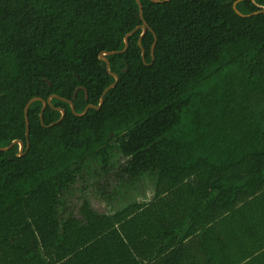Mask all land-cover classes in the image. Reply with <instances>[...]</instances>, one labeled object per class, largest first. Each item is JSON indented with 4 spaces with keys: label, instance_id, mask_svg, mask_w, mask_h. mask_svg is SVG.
Masks as SVG:
<instances>
[{
    "label": "trees",
    "instance_id": "obj_1",
    "mask_svg": "<svg viewBox=\"0 0 264 264\" xmlns=\"http://www.w3.org/2000/svg\"><path fill=\"white\" fill-rule=\"evenodd\" d=\"M236 1L140 0L153 32L141 39L144 61L138 29L124 53L106 57L119 81L98 110L77 117L53 98L43 127L42 103L29 106L27 151H0V264H127L130 211L100 215L76 186L91 182L110 203L143 179L154 182L157 206L193 192L182 215L165 210L180 223H162V237H187L194 222L227 215L232 237L253 247V264L264 258V14L240 17ZM262 6L241 0L236 9ZM141 24L135 0H0V148L15 140L26 148L33 98L58 96L77 114L99 106L114 83L100 53L122 51ZM79 87L87 98L83 89L73 98ZM57 108L65 116L50 126Z\"/></svg>",
    "mask_w": 264,
    "mask_h": 264
},
{
    "label": "crops",
    "instance_id": "obj_2",
    "mask_svg": "<svg viewBox=\"0 0 264 264\" xmlns=\"http://www.w3.org/2000/svg\"><path fill=\"white\" fill-rule=\"evenodd\" d=\"M192 194L193 192L179 191L178 194L176 193L177 202L168 201L169 205L165 203L163 206H157L154 205L157 202L154 182L143 179L135 187L122 191L116 200L104 203L107 205L103 211H96L91 204L90 207L100 215L114 216L117 211L125 208L130 211L127 220L130 221L129 230L133 235L128 239L127 264H253V255L248 256L253 247L232 237L231 222L227 219V215L221 220L208 222L203 226L194 222L190 225L191 232L187 237L183 235L189 231L184 230L178 236H174L169 231L168 236L162 237L164 232L158 230V227L166 221L170 222L167 224L169 225L179 219L173 215L164 214V212L168 213L165 210L177 207L181 211L179 215H182V210L188 208L182 198L191 197ZM166 196L164 194L160 199ZM179 200L184 203L180 204ZM215 209L212 210L215 211ZM157 211L160 216L156 215ZM141 214H143L142 218H140ZM132 218L134 221H131ZM177 222L180 223L179 220ZM120 226L121 223H118L114 228L119 231ZM187 226L189 224L185 228H188ZM140 232L144 237H139ZM162 246H169V248L156 258H152ZM258 257L259 254L256 255V259ZM257 262L258 264L264 262V258H260Z\"/></svg>",
    "mask_w": 264,
    "mask_h": 264
},
{
    "label": "water",
    "instance_id": "obj_3",
    "mask_svg": "<svg viewBox=\"0 0 264 264\" xmlns=\"http://www.w3.org/2000/svg\"><path fill=\"white\" fill-rule=\"evenodd\" d=\"M149 1H151L152 3H165V2L170 1V0H149ZM239 1H241V0L236 1V2H234V4H233V10L235 11V13H236L238 16H240V17H250V16H252V15L264 14V6L260 7V10H259V11L254 12V13H252V14H248V15H243V14H241V13L238 12L237 9H236V4H237ZM252 1H253V0H252ZM135 2H136V4H137V6H138V14H139V17H140V19H141L142 24H141L140 26H137L133 31L127 33V34L124 36V39H123V41H124V49H123L122 51H120V52H102V53H100V55H99V60H101V61H103V62L105 63L107 72H108V73L114 78V83L111 84L109 87H107V88L103 91L102 96H101L100 101H99V106L94 107V106H92V105H89V106L85 109V111H84L82 114H77V113L75 112V109H74L73 103H72L71 101L65 100V99L60 98V97H58V96H50L46 101H44V100H42V99H40V98H33V99H31V100L25 105V107H24L25 137H26V140H27L26 148L24 147V144H23L20 140H15V141H13L8 147L0 148V151H1V152H7V151H9L12 147H14L15 145H17V146H18V154H17V156L20 157V156H23V155L25 154V152L27 151V149H28V147H29V146H28V136H29L28 108H29V106H30L33 102H35V101H40V102L42 103V108H41V111H40L39 118H40V123H41V125H42L43 127H44V124H43V112H44V110H45L47 107H51V108L53 107V106H52V103H51V100H52L53 98H57V99H59V100H61V101H64L65 103H67V104L70 106L72 113H73L75 116H77V117H83V116L87 113L88 109H90V108H94V109H97V110H98V109L101 107V105L103 104V97H104V95H105L110 89L114 88V87L116 86V84L118 83V81H119L118 76L110 71L109 61L107 60L106 57H107V56H111V55H115V54H122V53H124V52L128 49V37H130L131 35H133L138 29L141 30L140 38H139V40H138V45H139V47H140V49H141L142 60L144 61L145 51H144V49L141 47V39L143 38V36L146 34L147 31L152 32V30L150 29V27L148 26V24H147V23L144 21V19H143V15H142V5H141V3H140V0H135ZM152 33H153V32H152ZM155 45H156V39L154 40V43H153L152 46H151V56H152V57L154 56ZM124 71H126V70H124ZM80 89L85 90L84 88H80V87L77 88L76 91L74 92V97H73V98H75V95H76L77 91L80 90ZM85 93H86V98H87V92H86V90H85ZM56 110L60 112L61 117H60V119H59L57 122L51 124L50 126H54V125L58 124L60 121H62V119H63L64 116H65V112H64V110L59 109V108H57Z\"/></svg>",
    "mask_w": 264,
    "mask_h": 264
},
{
    "label": "rangeland",
    "instance_id": "obj_4",
    "mask_svg": "<svg viewBox=\"0 0 264 264\" xmlns=\"http://www.w3.org/2000/svg\"><path fill=\"white\" fill-rule=\"evenodd\" d=\"M120 161L122 162L123 160H120ZM117 171L118 170H114L113 172H117ZM112 177H113V174L110 175V177L107 180H110ZM94 179L99 181V183H100L99 185L100 186L104 185V181H105L104 179H98V177H96ZM111 182H112V187L115 184H117L114 177L112 178ZM90 184H91V182H88V185L87 184H85V185L84 184H80V185H77L76 187H77V189H81L82 190V194L85 195L86 198L90 201V204H91L93 209H95L98 212L103 211L104 207H106V205H107V204H104V203H106V202L109 203V201L106 198H103V199L97 198L96 193H95V189ZM86 186H89V188H85ZM122 191L125 192L126 189L124 188ZM103 193H104V191H103ZM78 197H81V194L76 192V191H74L73 197L69 199L70 208L72 209L73 214L75 216H77V217H78V211L77 210H79L80 204H81V198H78Z\"/></svg>",
    "mask_w": 264,
    "mask_h": 264
}]
</instances>
